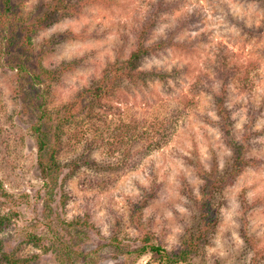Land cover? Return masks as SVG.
Listing matches in <instances>:
<instances>
[{"label": "rangeland", "instance_id": "374dc122", "mask_svg": "<svg viewBox=\"0 0 264 264\" xmlns=\"http://www.w3.org/2000/svg\"><path fill=\"white\" fill-rule=\"evenodd\" d=\"M54 1L12 0L8 47L9 28L0 31L1 54L26 59L21 73L0 65V218L10 219L0 248L27 264H147L149 239L185 264H264V0H88L64 13ZM158 3L153 39L187 15L180 38L197 48L141 67L181 75L149 78L151 94L135 97L119 84L89 119L87 90ZM220 45L230 57L218 71ZM33 101L45 102L60 139L50 185L37 168ZM231 143L244 147L241 170ZM212 174L223 178L218 193Z\"/></svg>", "mask_w": 264, "mask_h": 264}, {"label": "trees", "instance_id": "16d2710c", "mask_svg": "<svg viewBox=\"0 0 264 264\" xmlns=\"http://www.w3.org/2000/svg\"><path fill=\"white\" fill-rule=\"evenodd\" d=\"M75 1V2H74ZM88 0H55L52 4L55 7V10L59 13H64L69 11L71 8H80L82 9V4L86 3ZM78 11V10H77ZM164 9L161 4L158 3L154 8H151L150 11L137 16V22L135 26L130 29V31L125 32L120 36L119 45L116 49V55L112 62H109L104 69L102 70V75L98 80L94 81L91 85V88L88 91L87 97L85 99L86 103L85 107L91 108V112L89 113V119L97 120L96 116L100 115L102 111H106V106L102 105L104 100H109L113 97H116V93L122 91L120 86L125 83L127 84V89L131 90V95L134 97L137 94L144 93L146 95V91L149 89L148 94H151L150 88L147 84V79L152 78L153 82L163 80V78H167V82L169 79L177 78V75L180 76L183 68L180 71V74L177 71H173L172 74H168V76H164L163 73L156 70H143L141 67L142 60L146 58H159L161 59L163 55L169 54L172 50H180L192 52L195 51L196 44H190L187 40L181 41L180 36L183 35L184 30H190L188 28L192 24V20L189 16H184L183 20H178L176 26L168 31L167 37H162L160 39H153V35L156 29L159 28V19L161 18ZM14 11H13V3L12 0H0V31H6L14 22ZM22 24V23H21ZM186 25H189L186 27ZM9 28L6 33L7 42L4 44L5 46H9L12 43H9L12 36L11 32L8 33ZM3 38V37H2ZM4 39V38H3ZM3 43V42H2ZM16 44L20 47V49L24 50V44L20 42H16ZM25 51V50H24ZM215 51V60L211 63L212 69H219L223 66L227 67L228 60L230 55L226 52V47L217 46L214 49ZM0 50V65L4 68H12L17 69L18 71L25 72L26 71V59L23 57L7 58L4 56V53ZM163 70V69H162ZM167 70V69H166ZM165 71V70H163ZM220 71V69L218 70ZM168 73V72H166ZM37 78L41 80V76L38 75ZM207 76H203V80L207 79ZM52 80V79H51ZM42 81V80H41ZM212 82V81H211ZM210 82V83H211ZM120 84V86H118ZM118 91V92H117ZM129 92V93H130ZM194 92V90L192 91ZM121 98V96H119ZM122 99V98H121ZM123 100V99H122ZM220 103H217L218 110L220 114H224L225 106L222 104V100H219ZM38 102V100L36 101ZM33 107L37 109L38 114L37 118L32 125V132L35 136L36 142V150H37V168L41 174L42 179L45 181L46 185H50L55 182V177L58 176L60 172V163H59V146L60 139L57 131L52 132L53 126L49 125L50 115L45 108V102L41 104H37L33 101ZM37 107V108H36ZM96 110V111H94ZM87 112L84 114L87 116ZM57 128L60 129L61 126L59 124L56 125ZM161 133H158L160 135ZM148 139H151L152 135H147ZM136 142H141L143 140L137 139L133 137ZM153 140V137H152ZM155 141V140H154ZM122 144H126L124 140L121 139ZM128 144V143H127ZM155 144L154 142L148 145L152 146ZM237 146L234 143H231V148L233 151V165L236 169H243L245 167L244 160V147ZM208 183L206 184L210 187L208 190L210 193H218L220 188L223 186L222 181L223 178L218 174H212L208 178H206ZM214 189V191H213ZM209 193V194H210ZM211 214V210H206V219L209 218ZM17 215V214H14ZM9 217L3 216L0 218V226L4 225L7 222ZM145 245L140 248V254H150V261L147 264H185V258L182 257H173L170 253L162 246L152 245L149 242V239L145 240ZM27 261H23L12 254L6 253L0 248V264H27Z\"/></svg>", "mask_w": 264, "mask_h": 264}]
</instances>
